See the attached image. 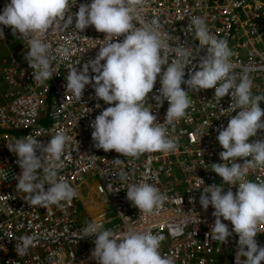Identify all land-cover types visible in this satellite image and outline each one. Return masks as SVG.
Segmentation results:
<instances>
[{"label": "built area", "instance_id": "1", "mask_svg": "<svg viewBox=\"0 0 264 264\" xmlns=\"http://www.w3.org/2000/svg\"><path fill=\"white\" fill-rule=\"evenodd\" d=\"M7 2L10 0H0V10ZM90 2L77 0L71 11H77L80 3ZM136 15L133 23L137 27L155 19L158 29L166 34V45L171 47L181 42L193 47L198 45L194 30L188 32L187 26L192 16H206L210 32L225 39L234 53L231 59L237 83L247 68L252 94L264 95V0H145ZM0 27L5 37L12 34L10 27ZM72 27L74 20L67 31L49 32L45 39L55 57L52 64L56 71L48 82L37 84L34 81L33 70L24 59L28 42L22 36H19L17 52L9 51L0 56V168L7 173L4 180L0 176V249H7L0 250V264H97L91 258L94 236L80 239L79 232L99 218L105 230L116 234L145 228L162 234L165 239L160 252L163 256L175 257V264H236L237 234L233 233L226 243L211 239L208 233L214 223V209L209 205L204 210L199 203L204 186L223 183L210 168L212 163L221 162L219 153L223 149L216 139L217 129L227 126L230 117L220 115V110L227 111L231 97L226 95L217 105L214 89L189 91L192 103L186 110V117L174 125H166L169 135L177 140L175 152L145 153L132 158L123 157L114 150L97 149L91 138L90 121L109 105L95 97L91 85L85 86L80 101L73 99L71 92L66 91L65 78L68 67L79 60L76 67L80 68L95 57L105 34L97 32L94 26L82 32ZM118 39L122 40L123 36ZM65 45L70 46V55L62 54ZM205 53L206 48L201 49L193 64ZM175 58L174 53H168L169 61ZM189 68L191 64L185 68V79ZM89 74L93 75L91 70ZM181 87L187 90L186 85ZM159 88L158 76L148 94L150 103L155 104L151 97L158 94ZM259 104L264 109V101ZM167 107V100L161 107H153L158 122L164 121ZM61 130L79 141L78 151L74 150V144L66 151L62 157L64 166L59 171V176L76 189L77 196L70 203L61 202L62 206H30L22 199L24 194L16 192L14 177L21 169L16 162L17 156L8 150L7 144L14 137L29 134H39L37 139L47 143L51 135ZM261 138H264V130H258L249 142ZM114 159H121L122 163L117 165ZM236 162L243 163V160L237 158ZM244 170L247 180L264 181V165ZM121 172L127 174L126 181L121 180ZM88 177L96 180L90 186V196L84 200L81 187ZM140 182L155 185L165 195L154 215L140 213L126 198L127 183ZM197 185L201 188H194ZM222 186L224 191L236 190L233 185ZM222 222L228 224L231 231V222L223 219ZM259 228L261 232L256 240L264 245V224ZM24 235H34L37 239L26 255L19 256L15 244Z\"/></svg>", "mask_w": 264, "mask_h": 264}, {"label": "clouds", "instance_id": "2", "mask_svg": "<svg viewBox=\"0 0 264 264\" xmlns=\"http://www.w3.org/2000/svg\"><path fill=\"white\" fill-rule=\"evenodd\" d=\"M76 4L77 0H10L0 10V25L10 27L13 36H22L28 42L24 59L33 70L34 81L43 84L56 73L52 64L55 57L49 43L45 42L49 32L67 31L74 20L72 29L77 32L94 26L97 32L104 33V43L99 44L94 58L80 68L76 67L79 60L68 67L65 87L73 99L80 101L85 86H92L95 97L109 105L90 121L94 147L105 152L114 150L123 157L132 158L145 153L177 150V140L169 135L166 125H174L186 117V110L192 103L188 98L189 91L214 89L217 105L223 97L230 96L227 111L225 108L220 110V115L230 117L227 126L217 129L216 139L223 149L219 153L221 162L212 163L210 168L223 183L204 186L199 203L204 210L209 205L214 209L215 219L208 233L211 239L226 243L233 233L237 234L236 264H261L264 245L258 244L256 236L261 232L259 226L264 224V181L247 180L244 169L264 165V138L249 142L258 130H264L261 119L264 109L259 104L264 101V95L252 94L248 69H244L237 83L231 59L234 53L225 39L210 32L206 16H192L187 26L188 32L194 30L198 45L193 47L181 42L171 47L166 45V34L158 29L155 19L145 21L139 27L133 23L145 0H91L80 3L77 11L72 12ZM257 7H260L259 2ZM121 36L123 39L119 40ZM4 38L0 27V40ZM204 48L205 55L193 64L196 54ZM61 52L70 55V46L65 45ZM168 53H174L176 58L169 61ZM190 64L192 68L188 69L185 79V68ZM90 70L93 75L89 74ZM158 76L160 88L158 94L151 97L155 102L152 104L148 94ZM182 84L187 90L181 87ZM164 100L168 107L161 123L153 114V107H161ZM96 107L100 105L96 104ZM233 112L236 113L234 116L231 115ZM38 136L14 137L7 144L8 150L17 156L16 162L21 169L14 177L16 192L23 193L22 199L33 207L70 203L77 191L68 180L59 176V171L64 166L62 157L73 144L74 150L78 151L79 141L63 130L51 135L47 143L38 140ZM237 158L243 163L236 162ZM114 161L117 165L122 163L121 159ZM0 176L2 180L7 178L2 168ZM120 178L126 181L128 177L121 172ZM201 182L203 184L202 179ZM225 184L236 186L235 192L231 188L224 191L222 185ZM45 185H48L47 189ZM125 188L127 200L140 213L149 216L154 215L165 200L160 189L147 182L127 183ZM222 219L231 222V231ZM79 233L80 239L94 236L91 258L97 264H175V257L163 256L160 252L165 237L148 228L116 234L110 229L105 230L102 218H99L81 228ZM36 239L34 235L20 237L15 244L16 254L26 255ZM0 250L7 251L4 247Z\"/></svg>", "mask_w": 264, "mask_h": 264}, {"label": "rangeland", "instance_id": "3", "mask_svg": "<svg viewBox=\"0 0 264 264\" xmlns=\"http://www.w3.org/2000/svg\"><path fill=\"white\" fill-rule=\"evenodd\" d=\"M19 47V35L13 36V34H11L10 36L5 37L4 41L0 42V56L5 55L9 51L17 52L19 50ZM16 55L18 56V54ZM95 180L96 178L94 177H88L84 186L81 187V193L84 200H86L90 196V186L94 183ZM94 198L97 199L95 196Z\"/></svg>", "mask_w": 264, "mask_h": 264}, {"label": "bare ground", "instance_id": "4", "mask_svg": "<svg viewBox=\"0 0 264 264\" xmlns=\"http://www.w3.org/2000/svg\"><path fill=\"white\" fill-rule=\"evenodd\" d=\"M88 209H91V208H88Z\"/></svg>", "mask_w": 264, "mask_h": 264}, {"label": "trees", "instance_id": "5", "mask_svg": "<svg viewBox=\"0 0 264 264\" xmlns=\"http://www.w3.org/2000/svg\"><path fill=\"white\" fill-rule=\"evenodd\" d=\"M87 208H89V207H87Z\"/></svg>", "mask_w": 264, "mask_h": 264}]
</instances>
